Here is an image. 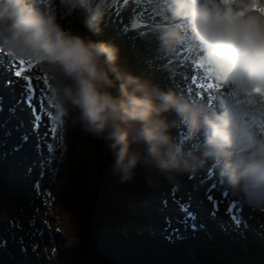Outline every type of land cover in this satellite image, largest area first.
Returning <instances> with one entry per match:
<instances>
[{
	"label": "clouds",
	"instance_id": "obj_1",
	"mask_svg": "<svg viewBox=\"0 0 264 264\" xmlns=\"http://www.w3.org/2000/svg\"><path fill=\"white\" fill-rule=\"evenodd\" d=\"M87 3L62 0L73 11ZM156 8L163 13L155 26L159 49L194 44L198 61L230 86L217 105L121 68L114 43L62 26L45 0H0V50L39 62L69 123L106 144L121 183L132 182L138 168L174 180L210 161L227 189L264 213V136L232 95L264 87V0H160ZM103 18L97 4L83 22L100 33ZM174 128L189 139L174 137ZM192 141L198 150L186 148Z\"/></svg>",
	"mask_w": 264,
	"mask_h": 264
},
{
	"label": "snow or ice",
	"instance_id": "obj_2",
	"mask_svg": "<svg viewBox=\"0 0 264 264\" xmlns=\"http://www.w3.org/2000/svg\"><path fill=\"white\" fill-rule=\"evenodd\" d=\"M31 59H29V62L27 63V67H19V65H24L26 62L25 60L21 59L19 61V65H17V67H19L18 71H15L14 75L19 78V77H23V79L25 81H27L28 83L26 84V92H25V98L27 100L28 104H32V100H33V96H34V85L31 82L32 79H37L39 80V76H29L27 73L29 71V69H32L33 72H35L36 70L33 68L32 63L30 62ZM37 64H39V62L36 61ZM43 84L44 85H48L49 84V80L47 78H45L43 80ZM40 92L42 94H47L48 89L45 88H41ZM233 97L236 98V103L238 104H242L245 107V115H249L253 110L254 107L256 105H261L264 106V87L262 86H257L254 87L252 89H245L243 90L242 93H232ZM241 97H244L246 99H241ZM41 105H40V111L37 112L36 107L33 105L32 106V110H33V114H34V121H40L42 119V115L44 110L46 109L47 105L43 100V95H41ZM51 99L53 101V104L55 106L56 109H58V115H56V123H53V125L50 128V132L52 135V138L55 139L57 137L58 132L60 133L59 139L60 141L63 140V127H64V120L63 118L67 117V115L64 113V111L60 108L59 104L56 102L54 95H53V89L51 88ZM262 110H264V108H262ZM38 129V125L34 123V130ZM45 136H48V133L44 134ZM189 138L186 136L182 137V142L183 141H187ZM191 149L196 151L199 148L198 143L193 142L190 145ZM49 148V152L50 155L46 158V166L47 167H51L53 160L55 159V156L52 154V145L49 144L48 145ZM214 173V169L212 171V176ZM194 178V177H191ZM201 183H207L206 179L201 180ZM36 190H39V182H37V184L35 185ZM216 188V184L213 183L212 186L207 190V198L212 201L215 200V197L211 194L212 190ZM179 191V187L178 186H174L171 188L170 193L172 195H175L176 192ZM230 211V209H228ZM36 234H40V230L37 229L36 230Z\"/></svg>",
	"mask_w": 264,
	"mask_h": 264
},
{
	"label": "rangeland",
	"instance_id": "obj_3",
	"mask_svg": "<svg viewBox=\"0 0 264 264\" xmlns=\"http://www.w3.org/2000/svg\"><path fill=\"white\" fill-rule=\"evenodd\" d=\"M157 4L159 3V1H157L156 2ZM58 8V7H57ZM56 8V10L55 11H57V14H58V9ZM59 16V15H58ZM62 19H64V17H61ZM60 20V19H59ZM68 28H70V29H72L71 27H68ZM149 28V27H148ZM155 48H153L152 49V53L154 54L155 53ZM2 57L4 58V55H2ZM2 59V58H1ZM0 83L2 84L3 83V81L2 80H0ZM2 98V97H1ZM1 98H0V100H1ZM5 104H6V106L8 107V109H9V111H11V113H13L14 112V106H13V103L11 102V100H7L6 102H5ZM6 106H4V107H6ZM70 124V123H69ZM72 128H73V126L72 125H70ZM73 135V134H72ZM71 137V136H70ZM73 139V138H72ZM111 169L112 168H110L109 169V174H110V172H111ZM100 179H98V181H96V180H94L95 181V183H94V187L95 186H97V184H98V182H102V179H101V177H99ZM0 182L2 183V184H4V185H8V183L7 182H4V181H1L0 180ZM84 183H88L89 182V175H87V177H84V181H83ZM0 183V185H2ZM164 185H167L166 183L164 184ZM165 187H168V185L167 186H165ZM192 188V185H191V183H190V187H189V189H191ZM202 191H203V189H202ZM202 191H201V193H202ZM114 197V196H113ZM14 201V198L13 197H10V199L9 200H3L1 203H0V211L1 210H5V211H7V213L8 214H10V213H13V211H12V209H11V204H12V202ZM110 202V204L111 205H118V203H119V205L121 204L120 202H118L117 200H116V198H112V199H110L109 200ZM89 206H90V204H89ZM88 206V207H89ZM128 205H125V207H127ZM28 213H31V212H28ZM36 213H39V210H37L36 211ZM258 215H260L261 217H263V214L261 213V212H259L258 213ZM112 217L117 221V219H118V212H115L114 214H112ZM3 219V218H2ZM6 219H7V217H5L2 221H4V222H6ZM255 219H257V217L255 218ZM208 222L209 223H211V220H208ZM62 223L64 224V225H66L68 222H67V220L65 219L64 221L62 220ZM257 223V222H256ZM216 228V227H215ZM256 228H259V227H257L256 226ZM261 228V227H260ZM259 228V229H260ZM216 231H217V229H216ZM261 231H262V233H264V230H263V228L261 229ZM158 233H160V230H157V234L156 233H154V235L155 236H157V237H159V235H158ZM166 233V231H164V232H162V235H164ZM254 239H257V241H261V244L263 245L262 246V248L264 249V235L262 234V235H260L259 237L257 236H255V238ZM50 244H54V243H52V242H49ZM226 247H228V248H237V241L235 242V243H226V245H225ZM84 246H82V248H83ZM61 254L63 253V251H61L60 252ZM263 253H264V250H263ZM259 256H261V255H259ZM8 258H9V260L11 261V262H13V263H17V262H19L18 260H15V261H13L12 260V256L11 255H8Z\"/></svg>",
	"mask_w": 264,
	"mask_h": 264
},
{
	"label": "trees",
	"instance_id": "obj_4",
	"mask_svg": "<svg viewBox=\"0 0 264 264\" xmlns=\"http://www.w3.org/2000/svg\"><path fill=\"white\" fill-rule=\"evenodd\" d=\"M74 195V194H73ZM74 198H75V195H74ZM74 201H76V200H74ZM68 218L69 219H66L67 220V222L69 223V220L72 222V224H74V225H78L80 222L81 223H83L82 221H80V216H78V212H77V210L74 212V213H72V214H69L68 215ZM83 220V219H82ZM216 245V244H215ZM218 246V245H217ZM129 254V253H128ZM130 257V258H129ZM127 259H122V261H121V264H133V257L132 256H130V254L129 255H127V257H126ZM129 258V259H128Z\"/></svg>",
	"mask_w": 264,
	"mask_h": 264
},
{
	"label": "bare ground",
	"instance_id": "obj_5",
	"mask_svg": "<svg viewBox=\"0 0 264 264\" xmlns=\"http://www.w3.org/2000/svg\"><path fill=\"white\" fill-rule=\"evenodd\" d=\"M85 8H87V7H85ZM189 74H192V73H189ZM220 84V83H219ZM220 101V100H219ZM1 186V185H0Z\"/></svg>",
	"mask_w": 264,
	"mask_h": 264
}]
</instances>
